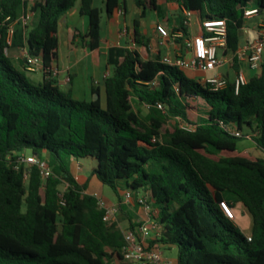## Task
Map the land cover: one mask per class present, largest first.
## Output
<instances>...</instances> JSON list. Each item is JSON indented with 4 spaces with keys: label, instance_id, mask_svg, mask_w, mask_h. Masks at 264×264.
Segmentation results:
<instances>
[{
    "label": "trees",
    "instance_id": "obj_1",
    "mask_svg": "<svg viewBox=\"0 0 264 264\" xmlns=\"http://www.w3.org/2000/svg\"><path fill=\"white\" fill-rule=\"evenodd\" d=\"M29 1L0 0V264H129L119 221H104L105 209L88 191L91 179L118 195L131 191L138 204V193L147 194L160 225L151 243L176 248V264H264V157L236 154L246 137L264 151V55L238 92L226 73L227 86L213 90L160 53L149 55L136 18L133 40L142 51L109 48L102 106L99 86L90 100H80L55 78L59 23L79 3L88 18L87 44L99 53L103 14L113 18L126 0H102L101 7L94 0ZM165 1L200 19H225L230 55L241 45L246 9L264 12V0ZM135 2L141 18L162 10L159 0ZM28 12L33 22L24 26L20 18ZM12 45L42 57L41 82L13 63L6 52ZM233 66L238 72L236 57ZM190 110L199 111L198 119ZM29 155L46 159L52 174L44 179L37 165L28 166L22 159ZM80 158L95 161L85 182L73 171ZM222 200L248 209L251 240L224 215ZM130 221L135 230L138 223Z\"/></svg>",
    "mask_w": 264,
    "mask_h": 264
},
{
    "label": "crops",
    "instance_id": "obj_2",
    "mask_svg": "<svg viewBox=\"0 0 264 264\" xmlns=\"http://www.w3.org/2000/svg\"><path fill=\"white\" fill-rule=\"evenodd\" d=\"M34 1L35 0H30L29 4H32ZM99 1H101V4H99ZM159 3L162 5V8L164 7L166 10V14L162 18H160L159 16L160 12H157L156 15L154 12H152L155 10H149L150 12H152L149 18L148 15H145L143 18H141L142 9L137 6L135 0L134 5L136 4L137 7H134L132 16L129 15L127 0L125 4L126 7H121L117 9L114 13L113 18L108 19L105 16L106 33L104 36L102 35V44L99 53L95 54L91 51L89 45L87 44V37L84 36L88 28V22L86 24L83 21V26L81 28L80 22L84 20V15L80 13V7L78 5L77 7L74 6L73 8H71L61 18L59 23L58 36L60 40V46L58 50V58L54 62V69L56 68L58 70V73L55 75V78L58 80L60 87L63 90L70 92L77 99H80L81 96L90 97L93 94V88L96 86H99L101 89L106 73L108 71L110 72V68L107 67L108 50L110 47L123 46L131 49H136L140 52L142 51L141 44L133 40L134 19L136 18L140 19V30L145 35V37L150 40L149 55L151 54L153 56L160 53L162 58L166 55H170L173 57L176 55H183L186 57V55L188 54L191 56V50L188 49L186 40L190 37H193L195 34H199L201 32L200 28L197 33L189 34V29L187 25L185 26L186 30L184 37L175 38L171 36L165 39L161 38L156 31V24L162 22L170 29L171 32H174L177 29L182 28L184 15L182 12V7L178 6L173 2L159 0ZM94 5L101 7L103 5V2L102 0H94ZM176 10L182 13L183 19L181 17V19L175 20L173 12ZM195 14L197 15L198 21H200L199 14ZM174 27H177V29L175 30ZM257 30L258 28L255 30L256 35ZM253 40L255 39L249 36V32L245 28L243 31L241 45L239 49L247 41ZM26 51L28 52L27 48L12 45L8 48V55L16 66L17 64L15 60L18 61L19 65L26 71L41 74L42 81L43 72L41 69L34 71L27 68L25 62ZM222 54L225 53L222 52L221 55ZM225 55L227 57L232 56L230 54ZM239 63V69H243L247 76H250L253 72H255V70L250 69L246 61H240ZM102 65H104V69L101 67ZM220 72H222V74H229L233 78H236L238 74L237 70L233 66V62L227 63L220 70ZM68 77L70 78V80H67ZM78 168L80 169L78 170ZM83 169L84 163H81L80 161L74 162V174L81 182H85L89 178L93 166H90L89 171L87 169L86 171H83ZM97 184L101 183L97 182L95 179H91L89 182L88 191L90 193H100L98 188H96ZM91 186L93 187V189L90 188ZM105 201L108 205H115L120 203V200L116 203L113 201ZM234 209L236 208L234 207ZM122 212L125 216L121 214ZM235 213L236 218L233 221L238 227H240V212L238 210H235ZM120 214L122 216H120ZM143 215V208L138 203L133 201L132 203L128 204V207L124 205L121 208L117 218L120 226H122L123 228H130V220L137 223L142 219ZM251 232L252 227L250 228V232L246 233V235H250Z\"/></svg>",
    "mask_w": 264,
    "mask_h": 264
},
{
    "label": "built area",
    "instance_id": "obj_3",
    "mask_svg": "<svg viewBox=\"0 0 264 264\" xmlns=\"http://www.w3.org/2000/svg\"><path fill=\"white\" fill-rule=\"evenodd\" d=\"M184 15L183 26L190 24V18L194 14L193 11L185 7L182 8ZM245 14L251 18L258 14V9H246ZM32 13L28 12L20 18L24 26L30 24L32 20ZM200 33L195 34L186 40L188 49L191 50V58L187 59L183 55L170 56L166 55L162 61L169 65L178 66L183 69L192 71H201L208 73L209 71H217L213 76L204 77L202 83L208 85L213 90L223 89L227 86L228 81L220 70L229 62H233L236 57L239 62L246 61L252 70H257L264 55V24L257 30V38L253 41H247L235 55L226 56L221 53L227 47V23L225 19H200ZM16 22L10 25L8 31V43L11 45L13 35L15 32ZM156 31L161 38L168 37L182 38L185 35L183 28H179L174 32L162 22L156 24ZM8 54V48H6ZM26 65L30 70H39L42 68V57L30 56L26 51ZM219 70V71H218ZM58 70L53 69V74L56 75ZM110 74L108 71L105 75ZM67 80H70L68 77ZM248 77L243 69H239L235 78L236 92H238L240 85L245 84ZM156 82H153L155 84ZM162 107V104H159ZM239 135V133H237ZM28 166L37 165L42 173L44 179L52 174V169L46 159H42L36 155H29L22 159ZM98 199L100 207L105 209L104 221L113 222L118 221V213L120 212L122 204H130L134 201V194L131 191H126L122 202L115 205H108L102 196L95 192L93 193ZM139 205L143 208L144 215L138 221L136 229L121 227L124 235L123 256L124 261L129 264H173V260L165 257L161 248L157 245H152L151 241L159 237L160 225L155 218L157 209L153 207L147 194L141 193L137 197ZM220 207L226 217L235 220L236 213L234 208L226 201L220 202ZM248 240H251V235H248Z\"/></svg>",
    "mask_w": 264,
    "mask_h": 264
},
{
    "label": "rangeland",
    "instance_id": "obj_4",
    "mask_svg": "<svg viewBox=\"0 0 264 264\" xmlns=\"http://www.w3.org/2000/svg\"><path fill=\"white\" fill-rule=\"evenodd\" d=\"M99 4H101V1H99ZM79 5V3H77L75 5V7H77ZM127 6H128V9H129V15L132 16V13H133V9L134 7L136 6V4L134 5V0H127ZM137 7V6H136ZM155 13V15L157 14L158 11H152ZM150 12L149 10L147 11L146 15H148V18L150 17V14L152 13ZM166 14V10L165 8L163 7L161 12H160V18H162L164 15ZM173 16L175 17V20H179L183 19V15L181 12L179 11H174L173 12ZM182 15V16H181ZM83 19L81 22H80V27L82 28V24H83V21L87 24L88 22V18L87 16H83ZM105 15L103 14V18H102V35L104 36L105 33H106V22H105ZM190 24L188 25V29H189V34H195L198 32L199 28H200V25H199V21H198V18H197V15L194 13L192 15V17L190 18ZM33 22V17H32V20L30 22V24H32ZM260 24H264V12L261 13V14H258V15H255L253 16L252 18L248 19L247 20V23H246V30L249 32V36L253 39H256L257 38V35H256V32L255 30L259 27ZM261 26V25H260ZM186 58L187 59H190L191 56L190 55H186ZM16 64H17V68H19L20 70H22L28 79H30L31 81L33 82H39L41 81V74H38V73H31V72H28L26 71L25 69H23L20 65H19V62L16 61ZM103 69H104V65L101 66ZM219 71V70H218ZM185 73L190 77V78H193L197 81H203L204 77L206 76H213L217 73V71H209L208 73H203L201 71H197V72H193L191 70H187L185 69ZM95 98V95L93 96V99ZM90 100L91 99V96L89 97H83L81 96L80 97V100ZM101 104L102 106H105V90H104V85H102L101 87ZM133 104L134 106H137L136 102L133 101ZM200 106L201 108L203 109V104L200 103ZM143 111H146V108L143 107L142 108ZM202 111V110H201ZM190 113V116L193 118V119H198L199 117V111H196V110H190L189 111ZM201 113V112H200ZM244 132L246 134H248L250 131L248 128H245L244 129ZM238 151L236 152V154H240V155H245V156H249L251 158H255V156H262L264 157V151L261 150V149H258L255 142L249 138V137H246L244 138L242 141L239 142V145H238ZM26 154H30V151H26ZM80 162L81 163H84V169L83 171H86V169L89 171V168L90 166H94L95 165V161L94 160H91L90 158H80ZM91 163V165H90ZM81 168V166H80ZM78 168V170L80 169ZM90 174V172H89ZM97 186V187H96ZM95 187L98 188L99 190V194L107 201H113V202H118L120 200V197L123 199L124 198V194L125 192H123L122 194L118 195L110 186L108 185H105V184H97ZM91 189H93V187L91 186L90 187ZM143 193L142 191H140L139 194ZM226 196H228L229 198H231L232 200H235L236 198L234 197V195L230 194V193H226ZM135 202V201H134ZM125 206L128 207V204H125ZM236 209L234 210H238L240 212V217H239V226H240V229L243 231L244 234L250 232V228L252 227V217H251V214L250 212L248 211V209L243 205V203H241L240 201H236L235 202V206H234ZM121 210V209H120ZM243 211V213H242ZM123 216L124 213L122 212L121 213ZM120 214V216H122ZM249 228V229H248ZM164 256L165 257H169L173 260V264H176L177 262V256H178V250L176 248H162L161 249Z\"/></svg>",
    "mask_w": 264,
    "mask_h": 264
},
{
    "label": "water",
    "instance_id": "obj_5",
    "mask_svg": "<svg viewBox=\"0 0 264 264\" xmlns=\"http://www.w3.org/2000/svg\"><path fill=\"white\" fill-rule=\"evenodd\" d=\"M99 96H100V94H99V93H95V98H94V99H95V100H96V99H98V98H99Z\"/></svg>",
    "mask_w": 264,
    "mask_h": 264
}]
</instances>
